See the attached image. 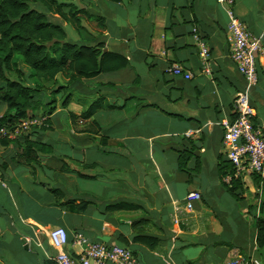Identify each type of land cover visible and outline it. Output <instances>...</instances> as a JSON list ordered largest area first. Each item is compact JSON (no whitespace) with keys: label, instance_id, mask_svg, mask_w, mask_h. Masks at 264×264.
<instances>
[{"label":"crops","instance_id":"1","mask_svg":"<svg viewBox=\"0 0 264 264\" xmlns=\"http://www.w3.org/2000/svg\"><path fill=\"white\" fill-rule=\"evenodd\" d=\"M91 2L71 3L85 22L79 33L128 66L83 80L70 89L66 108L56 100L49 130L26 135L33 148H23V140L0 146V191L10 205L0 207V239L21 264L52 261L48 233L55 227L66 231L65 251L75 258L83 252L73 240L80 234L93 243H128L139 264H226L237 256L264 263L253 222L264 218L260 178L235 177L222 145V125L233 120V100L245 88L229 57L224 8L215 0ZM93 3L108 12L95 13ZM233 11L263 49L249 99L255 125L264 126V0H234ZM194 29L209 48V75L201 70ZM174 64L192 78L168 72ZM99 97L103 109L82 118ZM191 192L200 197L185 211ZM120 202L137 208H111ZM139 232L157 237L158 248L133 243Z\"/></svg>","mask_w":264,"mask_h":264},{"label":"trees","instance_id":"2","mask_svg":"<svg viewBox=\"0 0 264 264\" xmlns=\"http://www.w3.org/2000/svg\"><path fill=\"white\" fill-rule=\"evenodd\" d=\"M30 3H40L48 11L52 10L60 15L64 21H72L77 26L78 32L81 29V22L77 15L82 11L69 3V15H66L62 12L66 4L58 3L57 0H0V127L40 116L45 120L44 125L38 128L46 132L50 128L49 115L55 108L56 98L46 103L42 102L41 93L45 90L44 82H52L57 86L58 76H60L64 84L60 82V86L52 92L79 89L83 80L122 70L128 66V61L120 54L105 52L103 43L78 45L65 42L66 33L63 27L51 22L46 13L30 8ZM16 59H21L30 69L28 77L31 79V85L9 77L11 73L21 72ZM71 98L72 93L69 92L62 99L61 107L66 108ZM103 101V97L97 98L81 114V117L91 118L103 109ZM44 106H48V110L40 114L39 109ZM27 139L25 135L15 141L23 140L25 141L23 148H33L35 144L28 142ZM8 142L3 140L0 146ZM187 160L188 155L182 152L179 163L182 171H186ZM235 188H230L229 192L233 194ZM111 208L113 210H133L137 206L120 202L112 205ZM253 222L256 229V245L264 247V218H253ZM67 240L69 241L68 236ZM132 242L143 245L150 251H155L160 240L139 232L133 237ZM124 247L136 257V251L129 248L128 243ZM44 264H54V262L49 260Z\"/></svg>","mask_w":264,"mask_h":264},{"label":"built area","instance_id":"3","mask_svg":"<svg viewBox=\"0 0 264 264\" xmlns=\"http://www.w3.org/2000/svg\"><path fill=\"white\" fill-rule=\"evenodd\" d=\"M223 7L228 19L227 41L229 57L238 73L245 82L244 90L238 92L233 100L234 118L223 123L222 145L226 157L233 167L235 177L243 174L258 175L264 192V126L254 123L256 110L251 105L249 90L257 83L256 59L263 49L259 38L254 37L245 24L239 20L234 11V0H215ZM194 44L198 47L201 70L204 74L211 73L209 48L196 29L192 35ZM168 72L190 80L192 74L179 65H172ZM45 118L30 117L18 122H12L0 127V142L15 141L29 134L34 128L44 125ZM46 126V125H45ZM192 132H187L191 135ZM199 194H187L184 210L191 211L193 204L199 199ZM48 240L55 250L52 259L54 264H139L137 258L126 247L93 243L80 234L74 236V242L83 247L82 254L75 258L65 251L68 244L67 233L62 227H55L48 233ZM168 264V263H167ZM226 264H264L255 258L237 256Z\"/></svg>","mask_w":264,"mask_h":264},{"label":"rangeland","instance_id":"4","mask_svg":"<svg viewBox=\"0 0 264 264\" xmlns=\"http://www.w3.org/2000/svg\"><path fill=\"white\" fill-rule=\"evenodd\" d=\"M58 3H65L66 5L62 8V12L66 15H69V7L68 4L74 3L77 7H79L82 3L86 6L88 3L91 2V0H57ZM92 3V2H91ZM94 7H96L95 13L104 16L108 11L105 6H103L101 3H96V5L93 3ZM30 8L36 9L40 12H44L47 14L48 19L55 23L59 24L63 27L65 33H66V39L65 42L78 44V45H92L89 40H87L86 34L84 32L79 33L77 31L76 26L70 21H64L60 15H57L54 13V11L50 10L48 11L42 4L40 3H30ZM81 25L84 26L85 22L81 18ZM16 62L18 64V68L21 71L20 73H11L9 76L12 79H19L24 81V83H27L31 85V79L28 77V73L30 72V69L24 65L21 59H16ZM113 77V75H109ZM63 81V78L58 76V85L53 84L52 82H44L43 83V92L41 93V100L43 103H46L47 101H51L53 98H56L57 102L64 98L70 90H60L56 92H52V90H56L58 86H60V82ZM93 92L97 91L93 88H91ZM106 92V91H105ZM48 106H44L43 109H46ZM2 199V200H1ZM0 207H4V209L9 210L10 205L5 201V198L3 194L1 195L0 191ZM0 264H21L20 260V254L14 252L11 250V247L8 245L7 239H0ZM31 264V263H29ZM160 264V263H158ZM165 264V263H164Z\"/></svg>","mask_w":264,"mask_h":264},{"label":"water","instance_id":"5","mask_svg":"<svg viewBox=\"0 0 264 264\" xmlns=\"http://www.w3.org/2000/svg\"><path fill=\"white\" fill-rule=\"evenodd\" d=\"M104 51H106V50H104ZM22 242H24V241H22Z\"/></svg>","mask_w":264,"mask_h":264}]
</instances>
